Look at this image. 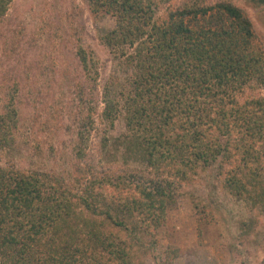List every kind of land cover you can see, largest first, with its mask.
<instances>
[{"label": "trees", "instance_id": "1", "mask_svg": "<svg viewBox=\"0 0 264 264\" xmlns=\"http://www.w3.org/2000/svg\"><path fill=\"white\" fill-rule=\"evenodd\" d=\"M13 1L0 0V24ZM88 1L116 19L103 40L122 50L125 77L105 84L101 117L113 126L122 116L126 131L103 137L97 162H89L97 109L82 111L73 150L83 165L72 181L12 161L18 109L0 108V264H145L162 251L160 231L180 187L212 167L234 197L264 211V33L248 7L239 0ZM244 1L264 8V0ZM77 54L90 74L93 58L80 45ZM79 78L75 89L87 101ZM119 151L123 164L105 165ZM251 219L242 222L246 234ZM177 253L170 249L164 264Z\"/></svg>", "mask_w": 264, "mask_h": 264}, {"label": "rangeland", "instance_id": "2", "mask_svg": "<svg viewBox=\"0 0 264 264\" xmlns=\"http://www.w3.org/2000/svg\"><path fill=\"white\" fill-rule=\"evenodd\" d=\"M239 2L248 7L264 33V8ZM101 16L88 0H14L10 5L0 24V108L14 105L18 109L15 164L55 170L74 181L71 175H78L76 168L83 165L73 150L82 111L97 109L89 162H97L103 137H119L126 131L122 116L113 126L101 117L105 84L114 75L125 77L122 50L103 40L116 27V19ZM79 45L94 60L90 74L82 70ZM127 50L131 48L127 46ZM94 69L99 73L96 81ZM78 77L87 83L88 102L77 94ZM109 158L107 166L119 167L124 162L120 151ZM86 171L87 167L78 176L77 188ZM216 176L213 167L201 170L193 183L180 187L168 227L160 231L162 251L156 258H143L145 264H164L170 249L178 251L170 264H264V211L234 197ZM249 216L255 222L250 218L254 226L246 234L241 226Z\"/></svg>", "mask_w": 264, "mask_h": 264}]
</instances>
